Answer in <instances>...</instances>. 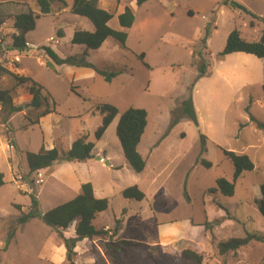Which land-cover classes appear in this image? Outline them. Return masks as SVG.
Returning a JSON list of instances; mask_svg holds the SVG:
<instances>
[{
  "label": "rangeland",
  "instance_id": "rangeland-1",
  "mask_svg": "<svg viewBox=\"0 0 264 264\" xmlns=\"http://www.w3.org/2000/svg\"><path fill=\"white\" fill-rule=\"evenodd\" d=\"M64 1L65 6L55 0L51 13L39 16L26 35L34 47L15 62L4 51L16 31L13 16L28 9L38 13V7L36 0H0L2 66L41 84L50 94L48 106L52 101L55 106V112L39 119L40 123L29 125L26 118L34 119L40 110L25 107L26 85L17 84L8 73L0 74V90L10 92L14 106L25 107L9 114V107L0 104L6 128L0 134V172L4 175L0 248L19 212L28 211L30 192L43 213L79 194L78 181L87 179L95 196L108 200L93 224L109 233L80 241L75 264H115L105 244L120 240L160 245L166 252L164 247H168L177 257L203 235L210 257L207 264H259L264 255L262 242L253 240L224 255L218 253L216 243L246 233L264 236V216L257 206L264 181V129L257 126L264 125V58L233 52L218 59L217 54L233 29L245 40L259 38L264 30V21L258 18L264 19V0H232L250 14L223 0H147L140 6L135 0H98L101 8L112 13L109 26L113 29L122 30L117 15L125 6L135 17L125 29V49L107 38L99 48L87 50L86 60L106 73H116L110 81L93 69V74H77L72 64H56L41 48L49 46L61 58L80 56L85 50L84 45L72 44L71 36L74 30L92 31L93 25L70 12L72 0ZM140 53L148 66L138 58ZM201 64L206 65L207 75L198 78ZM188 97L197 123L183 113L181 102ZM103 103L114 105L119 113L128 107L146 110L147 124L137 146L146 161L140 173L127 164L115 134L119 115L95 139ZM81 135L94 142L85 172L79 170L82 164L56 161L49 170L29 173L26 152H37L51 141L59 150H67ZM200 135L206 137L204 151ZM7 143L13 148H7ZM221 149L245 154L254 164L236 179L231 196L209 191L220 177L232 180L233 166ZM106 154L111 156L110 166L104 164ZM201 159L210 166H203ZM131 185L144 193L142 200L122 196L121 191ZM15 205H20V211ZM213 220L219 224L205 231L203 223ZM74 225L64 233L73 234ZM60 242L52 228L34 218L16 230L6 250H0V264H68L65 251L58 248ZM116 255L118 264H144L143 253L132 246H120Z\"/></svg>",
  "mask_w": 264,
  "mask_h": 264
},
{
  "label": "trees",
  "instance_id": "trees-1",
  "mask_svg": "<svg viewBox=\"0 0 264 264\" xmlns=\"http://www.w3.org/2000/svg\"><path fill=\"white\" fill-rule=\"evenodd\" d=\"M55 0H36L38 7V13L28 9L27 11L17 13L13 16V28L16 30L11 36L10 48L22 51L26 48V34L32 31L36 26V21L40 15H46L51 13L53 3ZM65 6L64 0H58ZM147 0H135L137 6L142 5ZM224 4H229L232 8L238 9L242 12L248 13V10L241 4L232 0H223ZM70 12L79 16L87 18L93 25V30H74L71 36L70 42L72 44L84 45L85 50L80 56L70 55L66 57H59L56 52L49 46H42L45 50V54L56 64H72L76 67L90 68L95 73L100 74L106 81H110L111 77L116 75L115 72L106 73L105 71L97 68L90 61L86 60L88 49H97L107 39L112 38L123 49L126 48L127 32L134 22V13L132 9L125 6L122 12L117 15V22L122 30H116L109 26V21L113 17L112 13L108 10L101 8L98 4V0H72L70 4ZM254 17V15H252ZM261 18L263 21L264 19ZM3 19L0 17V24ZM57 35L62 37V32L57 31ZM233 52H243L252 54L258 58H264V30L260 34L257 40L248 41L240 36L238 30L233 29L227 35L225 45L220 53L217 54V58L221 59L226 54ZM144 53H140L138 58L143 62L145 66H148L144 61ZM199 72L197 77H203L207 75V69L205 64L198 66ZM8 73L11 75L17 84L26 85L28 92V104L25 107H30L35 110H40L34 119H28L29 125L39 123V119L49 113L55 112L54 101L51 102V106H48L47 100L50 98V94L47 90L31 77L21 75L15 71H10L0 66V74ZM0 104L9 107L8 113L21 111L24 106H14L10 92L6 89L0 90ZM183 113L187 118L197 123L195 111L191 102V98L188 97L181 102ZM41 108H43L41 110ZM101 113V122L94 131L95 139H99L108 125L111 123L116 115L118 121L115 126V134L118 138L119 144L122 149L123 156L127 164L137 173H140L146 164L145 159L138 152L137 146L144 132L147 124V112L143 108L128 107L124 111L120 112L111 104L103 103L99 106ZM259 128L264 129V125L257 123ZM206 137L200 135L201 151H204ZM94 148V142L87 140L86 135H81L75 139L71 146L67 150H59L56 146L50 149H46L43 145L37 152H26V162L28 165L29 173L41 171L50 167L56 161H68L82 164L83 172L87 169L84 162L92 157V150ZM223 155L230 160L233 166L232 180L229 181L225 178L216 179V186L210 188V192H219L225 196H231L234 193V186L236 179L241 175L243 171H250L254 168L253 162L245 154H239L233 151L221 149ZM200 163L209 167L210 163L205 159H201ZM82 172V173H83ZM80 193L72 199L61 203L46 212H40L39 202L34 193L30 192V205L26 212L20 211V205H15L20 211L16 218V221L12 227H10L6 233V237L3 246L0 250H6L7 246L15 236V232L18 228H21L27 222L34 218H38L43 224L52 228L58 238L61 240L65 247V260L68 264H75L74 257L76 255V244L83 239H92L98 236H106L109 233L108 229L97 228L93 221L95 217L108 206L107 198L96 197L93 191L92 184L89 180H81ZM4 183V175L0 172V187ZM260 198L257 201L259 212L264 216V181L260 185ZM124 198L142 200L144 193L138 188L137 185H131L124 188L121 191ZM75 222L74 233L65 234L64 231ZM119 220H116L113 232L118 230ZM218 220L205 221L203 223V229L210 230L213 226L218 225ZM203 230V233L205 231ZM259 241L264 243V236L255 233H246L243 237H230L226 240H221L216 243V249L220 255H224L227 252H236L238 248L248 244L251 241ZM205 235L198 238L194 247H186L178 252V256H173L174 250L168 247L166 251H162L160 245H148L143 242L120 240L117 243L107 241L105 248L110 251L111 257L115 264H118L117 251L120 246H132L137 248L143 253L144 264H207L209 261V255L204 250ZM153 249L159 253V257L155 256L150 250ZM238 264V263H236ZM259 264H264V255Z\"/></svg>",
  "mask_w": 264,
  "mask_h": 264
},
{
  "label": "built area",
  "instance_id": "built-area-1",
  "mask_svg": "<svg viewBox=\"0 0 264 264\" xmlns=\"http://www.w3.org/2000/svg\"><path fill=\"white\" fill-rule=\"evenodd\" d=\"M25 45H26V48L24 50H22V51H19L17 49H12L10 47H9V49L4 48V51L9 52V53L12 54V60L13 61L19 62L20 57L22 56V54H26L27 52H29L30 48L34 47V44L32 42L30 43L28 41H26ZM2 49H3V47H2ZM1 62H2V57L0 56V66H2ZM0 110H1V107H0ZM4 124L5 123L3 122L2 118H1V113H0V134L6 129L4 127ZM6 146H7V148H13V146L8 144V143L6 144ZM41 181H42V179H37V182L40 183Z\"/></svg>",
  "mask_w": 264,
  "mask_h": 264
},
{
  "label": "crops",
  "instance_id": "crops-1",
  "mask_svg": "<svg viewBox=\"0 0 264 264\" xmlns=\"http://www.w3.org/2000/svg\"><path fill=\"white\" fill-rule=\"evenodd\" d=\"M27 35V34H26ZM27 40V39H26ZM10 41H12V40H10ZM11 44V43H10ZM74 71H75V73H77V74H79V72H87L88 74H93L94 73V71L92 70V69H85L84 67H75V69H74ZM48 115V114H47ZM46 116V115H45ZM45 116H43V117H45ZM43 117H41V118H43ZM40 118V119H41ZM39 123H40V120H39ZM74 141V140H73ZM73 141H71L70 142V144H69V146H68V148L71 146V144H72V142ZM44 144V143H43ZM46 149H50V148H52L53 146H54V142L53 141H51V143L49 144V145H46L45 146V144L43 145ZM67 148V149H68ZM105 158L106 159H108V161H109V165H107V166H110L111 165V163H110V158H111V156L109 155V154H106L105 155ZM96 160H98V158H96ZM74 164L76 163V162H73ZM87 163V162H86ZM86 163L84 162V164L86 165ZM49 170V169H51V166L50 167H48V168H46V169H43V170H41V171H46V170ZM40 171V172H41ZM78 185L80 186V182L78 181ZM28 223V222H27ZM26 225V224H25ZM74 227H75V225H74ZM74 233V232H73ZM82 241H84V239L82 240ZM81 241V242H82ZM79 243V242H78ZM78 243L76 244L77 246L75 247V251L77 250V247H78ZM58 248L59 249H61V251H65V247H64V245L62 244V242H60L59 243V246H58ZM77 252V251H76Z\"/></svg>",
  "mask_w": 264,
  "mask_h": 264
},
{
  "label": "water",
  "instance_id": "water-1",
  "mask_svg": "<svg viewBox=\"0 0 264 264\" xmlns=\"http://www.w3.org/2000/svg\"><path fill=\"white\" fill-rule=\"evenodd\" d=\"M98 159H99V158H98ZM104 164H105V165H109V161H108V160H105V161H104Z\"/></svg>",
  "mask_w": 264,
  "mask_h": 264
}]
</instances>
